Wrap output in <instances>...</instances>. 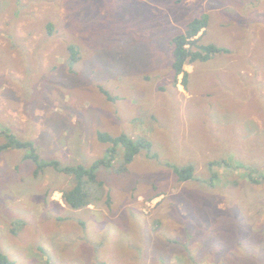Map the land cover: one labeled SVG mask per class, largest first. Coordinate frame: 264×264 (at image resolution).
<instances>
[{
	"label": "rangeland",
	"instance_id": "rangeland-1",
	"mask_svg": "<svg viewBox=\"0 0 264 264\" xmlns=\"http://www.w3.org/2000/svg\"><path fill=\"white\" fill-rule=\"evenodd\" d=\"M202 14L201 43L230 53L185 65L182 86L169 42ZM3 130L62 165L106 159L98 133L151 144L123 173L119 148L96 171L111 202L78 210L68 176L0 153L13 264H264V0H0Z\"/></svg>",
	"mask_w": 264,
	"mask_h": 264
},
{
	"label": "trees",
	"instance_id": "trees-1",
	"mask_svg": "<svg viewBox=\"0 0 264 264\" xmlns=\"http://www.w3.org/2000/svg\"><path fill=\"white\" fill-rule=\"evenodd\" d=\"M209 24V17L206 14L197 16L186 23L184 32L175 35L169 42L172 56V70L175 76H181V85L186 86L190 74L184 70V66L188 64H197V62L210 61L217 54H228L230 50L213 44H202L201 38L204 35ZM52 24L48 25V33H53ZM204 31L200 36L199 33ZM70 51V68L78 60L76 58L77 50L74 46H69ZM99 91L108 99L110 95L103 88ZM0 136H4L6 143L0 145V153L7 149H15L24 151V159L30 160L35 165L34 176H38L45 168H51L54 171L66 175L70 178L69 189L62 192V199L66 205L72 209L78 210L89 206L92 202L106 198V203L109 205L111 198L105 190V185L97 179L96 171L99 168L110 169L114 168L116 158L120 156L119 148H123L122 160L118 168L119 173L127 171V167L131 164L134 158L142 151L147 152L150 157L151 144L148 141L139 139L133 141L125 135L111 136L106 133H98L97 138L100 143L108 144V157L98 159L91 166L83 165H62L59 161L42 162L38 155L34 144L31 141H22L16 138L13 134L7 131H0ZM218 162H210L209 166H215ZM179 182L187 181L193 178V167L188 165L183 168H173ZM251 181H253V177ZM255 180V179H254ZM258 183V181H254ZM0 264H13L6 255L0 253Z\"/></svg>",
	"mask_w": 264,
	"mask_h": 264
},
{
	"label": "crops",
	"instance_id": "crops-1",
	"mask_svg": "<svg viewBox=\"0 0 264 264\" xmlns=\"http://www.w3.org/2000/svg\"><path fill=\"white\" fill-rule=\"evenodd\" d=\"M47 34H49V33H48V27H47ZM49 35H51V34H49ZM48 39H49V38H47L46 41H48ZM188 73H189V72H188ZM189 74H190V73H189ZM190 75H191V74H190ZM252 124H254L255 128H256V126L258 125V124H256V122H253ZM240 126H242V124H241Z\"/></svg>",
	"mask_w": 264,
	"mask_h": 264
}]
</instances>
